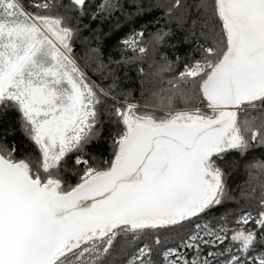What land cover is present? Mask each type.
<instances>
[{
    "label": "snow or ice",
    "instance_id": "6c2138e0",
    "mask_svg": "<svg viewBox=\"0 0 264 264\" xmlns=\"http://www.w3.org/2000/svg\"><path fill=\"white\" fill-rule=\"evenodd\" d=\"M85 6L0 0V110L19 113L35 149L17 159L0 146V264H264V161L247 165L240 191L255 212L202 219L237 199L219 161L264 147V0H170L166 13L190 21L205 43L166 82L165 58L143 108L77 64L71 20ZM113 7L103 0L98 10ZM143 37L124 47L146 54ZM109 97L113 157L103 170L77 157L83 175L66 187L61 162L97 135Z\"/></svg>",
    "mask_w": 264,
    "mask_h": 264
},
{
    "label": "trees",
    "instance_id": "16d2710c",
    "mask_svg": "<svg viewBox=\"0 0 264 264\" xmlns=\"http://www.w3.org/2000/svg\"><path fill=\"white\" fill-rule=\"evenodd\" d=\"M33 0H25L26 4ZM67 4L68 0H62ZM115 5L111 10L99 11L103 0H86L84 14H72L71 25L76 34L72 40V50L77 64L85 71L90 81L96 85L108 88L115 84V93L128 94V102L135 103L141 108L146 100H151L152 93L158 92L160 77L153 74L164 63L165 58L171 62L172 70L165 72L163 81L171 79L183 70L184 64L200 58L199 44L205 43V37L200 29L194 31L191 22L184 23L175 19L179 13L171 17L166 13L170 0H111ZM63 13V10L61 9ZM144 33V47L148 49L141 55L124 47L123 41L134 33ZM167 33L159 42H153L154 34ZM103 65V66H102ZM143 69V72L140 71ZM164 86H167L166 84ZM123 100V97H120ZM113 101L109 97L106 103L98 107L99 123L96 125L97 135L84 146L83 152L68 153L60 165V175L65 179L66 187L75 185L83 175L84 164H76L80 157L87 160L88 165L103 170L113 157V135L119 130L114 123V117L108 107ZM255 114V113H253ZM0 146L11 151L19 159L33 154L35 149L32 142L24 133L19 113L9 108L0 110ZM255 161H264V147H254L245 154L233 150L219 161L227 172L229 194L237 197L226 201L214 208L202 219L215 222L220 216L227 215L230 220L236 219L240 208L255 212L253 201L240 197L242 188L248 186L249 174L247 165ZM232 226L231 224L229 225ZM251 226V225H250ZM172 241H169L171 244ZM119 248V243H117ZM122 259L117 256V262Z\"/></svg>",
    "mask_w": 264,
    "mask_h": 264
}]
</instances>
